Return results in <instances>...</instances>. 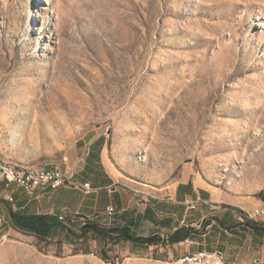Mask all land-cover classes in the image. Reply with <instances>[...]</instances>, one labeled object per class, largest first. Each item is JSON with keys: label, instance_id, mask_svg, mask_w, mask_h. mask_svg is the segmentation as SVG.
Returning a JSON list of instances; mask_svg holds the SVG:
<instances>
[{"label": "rangeland", "instance_id": "1", "mask_svg": "<svg viewBox=\"0 0 264 264\" xmlns=\"http://www.w3.org/2000/svg\"><path fill=\"white\" fill-rule=\"evenodd\" d=\"M0 156L93 187L45 196L51 222H72L45 238L0 217V264L174 259L79 237L96 198L166 208L172 195L185 208L199 194L209 218L264 209V0H0ZM106 185L120 192L95 193ZM211 229L206 249L240 250ZM259 241L258 255L223 264L264 262Z\"/></svg>", "mask_w": 264, "mask_h": 264}, {"label": "crops", "instance_id": "2", "mask_svg": "<svg viewBox=\"0 0 264 264\" xmlns=\"http://www.w3.org/2000/svg\"><path fill=\"white\" fill-rule=\"evenodd\" d=\"M102 191L108 192L111 196L114 192H120L116 187H112V185L97 186L95 189V193L97 194ZM10 195L13 196V202L8 200ZM44 198L45 196L42 198L29 199L26 197V194L21 187L14 183L6 186L0 179V217L2 219L10 218L9 209L20 214L54 215L53 204ZM120 198V204L114 206L115 214L113 215L114 218L111 220H104L101 216L105 215L106 206L113 204L111 202L100 203L98 198H96L95 203L91 206V214H87L86 217L96 218L105 225H127L135 235L139 236L158 233L163 237L179 226H193L197 232L191 233V236L185 240L172 244L159 243L153 245L155 248H159L157 252L166 258H176L185 253L194 252L203 248H210L208 237L214 224L217 225L221 231L224 230L228 235L236 237L235 246L240 248L238 252L231 253L223 247H221V249H216L219 250L230 262L243 263L247 260L248 256L258 255L259 253L260 237L256 236L249 228H246L241 224L243 218L240 215L227 210V208H223L222 211L213 210L209 212V214H212V217L209 218L206 213L208 210L204 211L202 207V203H204L205 200L201 199L199 194L194 196L190 195L186 197L184 201H177L180 203L184 202L185 208L173 204L174 201L176 202V199H174L172 195L169 197L172 203H169L166 208H163V203L157 199H152L151 201L144 199L145 201H143L139 207H136L134 204L130 203V198L126 202L122 196ZM142 198H145V195H143ZM189 202H194L196 204V207L194 208L195 211L188 209ZM245 211L247 210L244 209L243 212L245 213ZM74 213L80 214L81 212L75 211ZM166 219L171 221L167 222ZM72 220L74 221V218L71 219V221ZM80 224H82V222ZM63 225L67 228L72 227V224ZM228 226L230 227L227 228ZM57 230H60V226L53 229L51 233ZM65 232H68L67 229ZM243 233L247 235L244 240L242 239ZM243 249L245 251H243Z\"/></svg>", "mask_w": 264, "mask_h": 264}, {"label": "built area", "instance_id": "3", "mask_svg": "<svg viewBox=\"0 0 264 264\" xmlns=\"http://www.w3.org/2000/svg\"><path fill=\"white\" fill-rule=\"evenodd\" d=\"M72 177V174L68 175V173L59 166L44 168L35 173H17L15 171L2 169V163H0V179L4 184L6 186L12 183L16 184L24 190L26 197L29 199L42 198L49 194V192L65 186L80 187L84 189L86 193L93 190L89 181L75 182L71 181ZM8 200L13 202V196L10 195ZM195 207L196 204L194 202L188 203V209H194ZM114 214V206H106L105 215L113 216ZM245 216L249 219L257 220L258 217H264V209L249 208L245 211ZM58 221L64 222L61 214L58 215ZM71 223L72 222H66V224ZM223 260L224 256L219 250H208L203 248L166 261L170 264H216ZM116 264H121V262H117ZM260 264H264V262Z\"/></svg>", "mask_w": 264, "mask_h": 264}, {"label": "trees", "instance_id": "4", "mask_svg": "<svg viewBox=\"0 0 264 264\" xmlns=\"http://www.w3.org/2000/svg\"><path fill=\"white\" fill-rule=\"evenodd\" d=\"M243 214L244 217L241 221V224L244 227L249 228L256 236L264 237V221L249 219L245 216L244 212ZM9 217L18 228L29 231L39 238H45L49 236L51 231L57 226H64L60 222H51L49 220V214H20L16 211H13L12 209H9ZM82 218L84 221L79 229V237L91 235L96 239H102L106 241L122 240L138 242L147 245H156L159 243L172 244L181 240H185L191 236V233H195V228L188 225L179 226L163 237L158 233L147 236H139L135 235L131 228L127 225H105L96 218H89L85 216H82ZM67 231L71 233L70 229H67Z\"/></svg>", "mask_w": 264, "mask_h": 264}, {"label": "bare ground", "instance_id": "5", "mask_svg": "<svg viewBox=\"0 0 264 264\" xmlns=\"http://www.w3.org/2000/svg\"><path fill=\"white\" fill-rule=\"evenodd\" d=\"M0 163H2V169L4 170H11V171H15L17 173H35V172H39V170H43L46 167H22L19 165H16L6 159H3L0 157ZM62 219H64V217L62 216ZM165 264H170L167 261H164ZM216 264H223L222 261H220V263H216Z\"/></svg>", "mask_w": 264, "mask_h": 264}]
</instances>
